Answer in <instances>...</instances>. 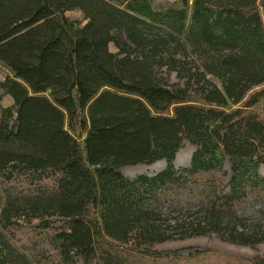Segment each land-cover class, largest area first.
<instances>
[{"label":"trees","instance_id":"16d2710c","mask_svg":"<svg viewBox=\"0 0 264 264\" xmlns=\"http://www.w3.org/2000/svg\"><path fill=\"white\" fill-rule=\"evenodd\" d=\"M75 8L88 19L82 27L65 15ZM154 26L162 32L151 33ZM111 42L122 57L110 50ZM138 50L144 54L133 56ZM182 51L201 64L184 73V61L175 57ZM168 58L171 69L187 77L184 85L148 69L149 60ZM0 63L11 70L0 102L11 95L16 106L0 105V176L9 184L21 169L34 171L27 174V224L34 237L43 225L32 223L41 206L67 219L58 227L44 223L60 240L48 255L54 264H106L100 220L107 229L119 223L145 230L154 221L141 202L166 192L199 197L205 219L192 233L264 241V223L248 225L237 214L252 198L264 201V87L228 108L264 85V0L261 7L258 0H177L164 8L153 0H0ZM185 140L198 147L189 166L176 168ZM160 159L166 167L152 176L120 171ZM39 179L51 187L40 191ZM20 216L0 198V225L18 240ZM230 219L235 225L225 231ZM0 242V264H20L11 260L12 243L2 230ZM148 255L161 264H264V256L252 260L213 248ZM18 256L28 261L25 253Z\"/></svg>","mask_w":264,"mask_h":264},{"label":"rangeland","instance_id":"374dc122","mask_svg":"<svg viewBox=\"0 0 264 264\" xmlns=\"http://www.w3.org/2000/svg\"><path fill=\"white\" fill-rule=\"evenodd\" d=\"M156 8H164L169 5H174L177 0H153ZM261 7V0H258ZM65 15L73 23L75 27L84 26L88 19L85 17L83 11L79 8L70 9L65 12ZM151 33H160L162 29L159 26L151 27ZM110 50L114 53L123 56L120 47L114 42H111ZM173 50L169 49L165 53L166 55L172 54ZM133 56H142L144 52L141 50L133 51ZM175 57H180L184 63L181 67L184 69V73H187L190 69H195L196 66L201 64V59L194 53H186L183 51L180 54H176ZM169 62V63H168ZM168 62L162 60H149L148 69L157 75L163 76L170 84L180 83L185 84L186 76H180L176 70L171 69L169 66L171 58H168ZM180 65V64H179ZM11 74V70L0 63V91H2L1 83L4 81L7 75ZM208 79L214 83L220 84L219 80L211 75L207 76ZM264 85L258 86L250 90L246 96L238 103H230L228 108H235L244 104V102L254 93L260 91ZM49 93V91L47 92ZM195 93V92H192ZM196 104H205L199 98L193 97ZM3 107L11 106L15 109L14 99L11 95H6L0 102ZM174 107L171 106L169 113L173 114ZM14 121V118L13 120ZM191 145L188 150L187 156L184 158L182 154L179 164H175L176 168H183L190 165L193 152L198 147L197 144L191 143L185 140L178 150V152ZM177 152V153H178ZM177 156V154H176ZM176 159V158H175ZM166 167V161L164 159L157 160L153 163L140 162L135 164H125L120 168V171L124 170L125 176L133 178L139 174H148L150 176L157 174ZM225 168L231 174V167L229 161L225 162ZM21 175L18 179L9 184H5L0 176V198L2 205L12 203L17 207L18 211L22 212V216L17 218L18 228L17 231L21 239L18 240L12 233L6 232L0 225V230L5 232L6 237L11 241L12 248L7 249L12 252L11 260L19 259L20 264H54L52 257L48 255L56 252L59 248L60 240L56 236L55 230H46L44 223L50 222L52 226H63L67 219L58 215H49L41 206L40 215L34 217L32 223L41 221V231L35 233L29 231L30 226L27 224L29 205H32V199L30 198L32 179L29 173H34L33 170L26 171L24 168L20 171ZM37 172H41L37 171ZM259 172L264 176V155L260 159ZM37 188L42 191V186L50 188L49 182H39ZM174 197V198H173ZM142 207L149 209L152 212V222H148L145 230L139 231L135 224L125 226L124 224L110 225L107 229L104 225L103 219L100 220L102 225V232L100 235L103 238L104 252L101 257L105 260L106 264H161L154 260L153 257L148 255V251H169V254L178 252L182 255L188 256L196 248H213L224 253L234 254L242 256L247 259L259 260L264 256V241L248 244L243 242L231 241L223 233L217 231H205L202 233H192L191 227L195 226L200 221H204V215L200 211L199 197L196 193H180L174 196L167 192L156 197L147 196L143 202ZM237 214L243 217L248 225L255 223H264V201L260 198H252L246 202V204L239 208ZM16 219V218H14ZM156 219V220H155ZM235 220L233 219L228 225L223 223L222 227L225 231L233 229ZM25 226L27 227L26 229ZM15 227V226H14ZM240 229L243 228L239 225ZM110 232V233H109ZM30 234V235H29ZM2 243L0 242V249H2ZM20 253H25L28 256V261L21 258ZM36 253H40L41 258L35 257Z\"/></svg>","mask_w":264,"mask_h":264},{"label":"bare ground","instance_id":"6f19581e","mask_svg":"<svg viewBox=\"0 0 264 264\" xmlns=\"http://www.w3.org/2000/svg\"><path fill=\"white\" fill-rule=\"evenodd\" d=\"M190 148H191V145H188V146H186L185 148L181 149V150L177 153V156H176V159H175V164H176V165L180 163V160H181V156H182V154H184V155H183L184 158L187 156V154H188L187 152H188V150H189ZM122 172L125 173L124 170H122Z\"/></svg>","mask_w":264,"mask_h":264}]
</instances>
